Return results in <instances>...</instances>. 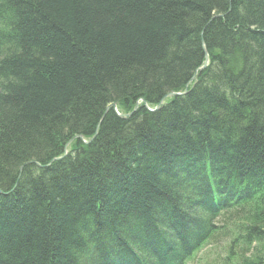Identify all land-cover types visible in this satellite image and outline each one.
<instances>
[{
  "label": "trees",
  "instance_id": "obj_1",
  "mask_svg": "<svg viewBox=\"0 0 264 264\" xmlns=\"http://www.w3.org/2000/svg\"><path fill=\"white\" fill-rule=\"evenodd\" d=\"M139 97L166 102L99 121ZM205 157L253 183L204 214L209 235L264 264V0H0V264H77L89 246L174 264L157 225L179 234L171 182Z\"/></svg>",
  "mask_w": 264,
  "mask_h": 264
},
{
  "label": "rangeland",
  "instance_id": "obj_2",
  "mask_svg": "<svg viewBox=\"0 0 264 264\" xmlns=\"http://www.w3.org/2000/svg\"><path fill=\"white\" fill-rule=\"evenodd\" d=\"M216 16H220V15L218 14ZM200 43L203 45V41L200 40ZM202 49H203V47H202ZM205 51H206L205 49L202 50L204 57H205V53H204ZM204 69H205V67H204ZM191 82L192 81H190V83ZM169 97H172V96H169ZM141 99L142 98L139 97L135 101L134 104H135L136 109L134 110V108H132V110L130 112H122L118 109V107L116 106V103H113V102L108 103L105 106V111L101 115L99 121H101L104 118L105 114L107 113V110L111 107H113L112 110L116 114V116H118L121 119H128L131 116V114H133L140 105L144 106L147 111L154 112L157 110L160 103H164L163 100H159L158 103L154 107H150L144 101L142 102ZM119 114L122 116H120ZM124 115H126V116H124ZM94 134H96V133H94ZM57 158H59V157H57ZM53 161H55V160H53V158H52L50 161H48L47 165H50ZM199 165L200 164L193 166L192 171L193 170L197 171L196 168L199 167ZM189 172H190V170H189ZM190 174L193 176V178H195V180L198 181V183L196 184L197 185L196 188H198L199 191L194 190L190 184L186 183L187 181H184V178H185V176H183L184 174L179 175L180 181L177 180L175 182L174 181L171 182V186H172V189H174V193L183 199L182 201L184 203H183L181 208H182V210H185L187 212L186 213L187 217L190 218L191 222H192L193 220H195L194 214H196V217L198 219H203V217L200 218L198 215L199 214H201V215L211 214L214 211H216V209H217V201H216L217 200V194L214 193V191H213L212 194H214V195L211 197L210 196L207 197L206 193H205V189H204L205 181L202 180L201 178H199L194 173H190ZM225 174H229L228 177H230V178L224 176ZM214 176H215L214 181L217 184L216 187L218 188V191L220 190L219 193L222 197H226V196L230 195L231 192H234L235 188H238V192L241 191L242 193L243 192L246 193L247 189H249V191H250L251 186L253 185V183L250 184L248 182L247 177H242L240 175L237 176L236 178L231 177V172L222 173V170H221V173L214 172ZM192 180H194V179H192ZM190 182H192V181H190ZM207 185L209 186V184H207ZM210 187L212 188V185H210ZM212 189H211V192H212ZM207 201H210V202H208L209 205H207ZM215 223H217V222L215 221L214 224ZM171 224L172 223H170V222L163 221V224L161 223L160 225H157L156 230L160 231V233H158V236L160 237V238L158 237V241H159V239L162 240L161 244H163L165 250L167 248H170V250H175L176 252L179 253V251L182 250L181 245H183V244L186 245L187 244L186 242H188V241L181 244V240L178 236L179 229L176 227H173ZM184 224H185V222H184ZM186 224L188 225L187 227H188V230H190L189 231L190 233L197 231L198 227L196 228V226H194L193 224L190 225L187 220H186ZM118 230H119L118 232L121 231L119 233L120 237L122 236V238H124V240L126 238H128V242L132 241L133 237H131V236L135 235V230L131 229L132 231L129 232L128 236H126L124 234L122 227L118 228ZM168 235L170 236V239H169V237H167ZM187 235H189V233H187ZM125 236H126V238H125ZM125 242H126V240H125ZM156 243L159 244L160 242H156ZM220 244H222V242H220ZM128 245H129V243H128ZM88 246H89V244H88ZM214 246L207 245L203 248L198 249V251L196 252V255L193 258H188V260H191V261H189V262L186 261L185 264H216L217 263L216 260H213V259H215V251H216V247H214ZM116 249L117 250H115V249L113 250L112 255H107V260H106L107 263L112 261L113 264H115V263L121 264V262H119L120 256L118 255L120 251L118 248H116ZM158 249H159V247H158ZM164 249H162V250L165 251ZM115 251L116 252L119 251V252H117L118 254H116ZM216 252H218V251H216ZM126 259H128V258H126ZM75 260H77V264H104V263L106 264V262L103 263L99 260V258L96 255V251L93 248H90V246H89L88 252L86 250H85V252H82V253L79 252V255L75 257ZM143 262L151 264L154 262V260H152L151 256H150V257L146 258V260L143 259Z\"/></svg>",
  "mask_w": 264,
  "mask_h": 264
},
{
  "label": "bare ground",
  "instance_id": "obj_3",
  "mask_svg": "<svg viewBox=\"0 0 264 264\" xmlns=\"http://www.w3.org/2000/svg\"><path fill=\"white\" fill-rule=\"evenodd\" d=\"M204 58L205 59L203 60V63H202L203 65L201 64V66L197 68L196 72L204 70V67H205V69H207L210 66V62L208 61V59H209L208 58V55L205 56ZM192 80L193 79L189 80L188 83H186V85L184 86V88L181 91H179V92H174V91L167 92L166 94L163 95V99L169 97V95L171 93H175L176 95H173L175 97H179V96H183V95L187 94L191 90V88L193 87V86H188V85H190L189 83ZM141 101L143 102L144 99L142 98ZM163 101L166 102V100H163ZM161 105H162V103L159 104V107ZM111 108H113V107H111ZM133 108H136L135 105L133 106ZM148 112H150V111H148ZM90 141H91V139H89V140H82V143L83 144H89ZM63 148H64L63 154L61 156H58L60 159L57 158V157H55V158H53V160H55V161L61 160V159H63L69 153V148H68V145L67 144H65ZM204 159H203V161L200 162V165L197 168V171H195L196 173H194V174L197 175L202 180H204L206 184L216 183L214 181V179H215L214 172L220 173V171H221L220 170V165L218 163H216L215 165H213L212 162H209L207 160V157H205ZM192 179H194V180H192ZM184 181H187L186 183L190 184L191 187L194 190H198V188H196L197 187L196 184L198 183V181L195 180V178H193V176L190 173H188L187 175H185ZM190 181H192V182H190ZM212 191H213V189H212ZM218 193H219V191H218ZM218 193H217V200H220L223 197H221V195L218 196ZM237 193H238V188H235L234 189V192H231V195L230 196L231 197H234L235 195H237ZM208 202H210V201H207V205H209ZM198 216L200 218L203 217V219H198L196 217V214H194L195 220L197 219L196 221L193 220L191 222V219L190 218H188V219H187V217L185 218L189 222L190 225L193 224L194 226H196V228L198 227L197 228V231H194L193 233L192 232L190 233L189 232L190 230H188V227H187L188 225L186 224V220H184V222H185L186 225L185 224L183 226L181 225V229H180V232L178 234V235H181V234L183 235V238L181 239V243H185L186 241H188V242H186L189 245L187 247V250L191 249L190 253L188 255H186L185 258H187V259L188 258H193L196 255V251L198 249H200V248H203V247H205L207 245H212V246L215 245L214 247H216V251H218V252L215 251V260H216V262H218V264H224L225 261H228V263L231 262V264L232 263L234 264V261H236L235 260L236 255L237 256L239 255V249H238V251H236L234 249L233 251L226 250L227 252H225L224 250L227 249L225 247H227V244H228L227 240L224 239V238H221V240H223V241H221L222 244H220V243H218V240H215L214 241L212 239V236L209 235L210 230H211V226H214V222L217 221V218H215V219H213V218H206L208 216H206V215L202 216L201 214H199ZM159 220H162L161 217L159 218ZM187 233H189V235H187ZM167 237L170 238L169 235ZM232 237H234V235ZM234 240H235V237H234ZM238 240H239V238H238ZM239 242H240V240H239ZM256 245H257V243L255 244V246ZM169 250H170V248H168L165 251L161 250V252H163L164 255L169 256L170 255V254H168V251ZM244 254H245V252H243L242 255H244ZM172 255H173L174 259H175L174 264H185V262H183L181 260V258L179 257V253L178 252H174ZM130 258L131 259L130 260H127L126 263L127 264H134V260L136 259L135 256H133V258L132 257H130ZM121 261H122V259L120 260V262ZM189 261H191V260H189Z\"/></svg>",
  "mask_w": 264,
  "mask_h": 264
},
{
  "label": "water",
  "instance_id": "obj_4",
  "mask_svg": "<svg viewBox=\"0 0 264 264\" xmlns=\"http://www.w3.org/2000/svg\"><path fill=\"white\" fill-rule=\"evenodd\" d=\"M205 53V56H207V52L205 51L204 52ZM193 78H195V73L193 74V76H192V78L191 79H193ZM190 79V80H191ZM173 95H176L175 93H171L169 96H173ZM178 95V94H177ZM159 107V106H158ZM157 108V107H156ZM136 108H134V110H135ZM158 109V108H157ZM120 115V114H119ZM120 116H122V115H120ZM124 116H126V115H124ZM75 138H78V139H81V140H83L82 139V136L81 135H77Z\"/></svg>",
  "mask_w": 264,
  "mask_h": 264
}]
</instances>
